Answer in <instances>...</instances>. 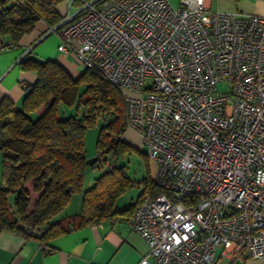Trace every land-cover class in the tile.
<instances>
[{
  "label": "built area",
  "instance_id": "obj_1",
  "mask_svg": "<svg viewBox=\"0 0 264 264\" xmlns=\"http://www.w3.org/2000/svg\"><path fill=\"white\" fill-rule=\"evenodd\" d=\"M49 33L123 91L158 165L163 192L126 218L149 247L138 264H219L220 248L264 261V16L92 0Z\"/></svg>",
  "mask_w": 264,
  "mask_h": 264
},
{
  "label": "trees",
  "instance_id": "obj_2",
  "mask_svg": "<svg viewBox=\"0 0 264 264\" xmlns=\"http://www.w3.org/2000/svg\"><path fill=\"white\" fill-rule=\"evenodd\" d=\"M63 1L0 0V39L9 38L12 45H17L40 21L49 28L58 25L66 16L58 10ZM84 1L92 0L73 3L80 6ZM20 68L34 72L36 80L24 87L21 108L8 96L0 100V233L45 243L85 225L129 216L138 204L163 192L153 179L144 178L138 200L126 209L116 210L117 200L135 184L123 167L115 165L83 191L88 165L84 155L87 127L99 117L109 118L99 133V158L107 155L115 159L132 148L121 139L127 128L123 91L98 68H87L73 76L55 59L30 56L20 60ZM60 103L68 107L79 103L82 117L59 118ZM43 106L44 111L37 114ZM32 113L38 117L32 118ZM75 193H82L80 211L62 214Z\"/></svg>",
  "mask_w": 264,
  "mask_h": 264
},
{
  "label": "crops",
  "instance_id": "obj_3",
  "mask_svg": "<svg viewBox=\"0 0 264 264\" xmlns=\"http://www.w3.org/2000/svg\"><path fill=\"white\" fill-rule=\"evenodd\" d=\"M169 1L179 4L180 0ZM70 2L71 0H64L58 5V10L67 14ZM206 5L212 11L264 16V0H206ZM50 36L48 25L40 21L17 45H12L9 38L0 39V100L8 96L16 105L22 104L24 87L36 80L34 72L20 68V60L27 56L41 60L55 59L70 73L76 64L78 71L83 72L84 68L75 56L58 49L59 37ZM44 108L45 106L41 107L37 114L42 113ZM95 178L89 180L86 188L83 185V191L93 184ZM139 188L142 189L143 185H139ZM124 194L117 200L116 210L128 208L139 197L125 199ZM80 209L79 197L78 203L73 206L71 200L62 214L78 213ZM126 218L127 215L116 216L97 224L85 225L45 243L38 239L2 232L0 264H138L144 258L150 259L148 244L139 233L132 230ZM217 255L219 264H264L261 259L224 253L223 248L218 250Z\"/></svg>",
  "mask_w": 264,
  "mask_h": 264
},
{
  "label": "rangeland",
  "instance_id": "obj_4",
  "mask_svg": "<svg viewBox=\"0 0 264 264\" xmlns=\"http://www.w3.org/2000/svg\"><path fill=\"white\" fill-rule=\"evenodd\" d=\"M171 4L173 6H177L178 4L174 1H171ZM78 8L77 4H74L71 2L69 4V7L67 9V14L72 13L75 9ZM53 36L58 35L56 33L51 34L50 38ZM73 65V69L71 71V74L73 76H77L80 70ZM219 88H224L223 85H220ZM83 87L81 88V91H83ZM79 103H77L74 106H66L62 103L58 105L57 111H58V117L59 118H67L70 116H78L82 117V107L78 106ZM18 108H21V105H16ZM32 118H37L38 115L36 113L31 114ZM109 118L103 119L102 117H99L97 122L92 125L87 127L86 132H85V151L84 155L87 159H90L94 156L98 155V148H97V141L99 137V133L101 128L106 124V121H108ZM124 137L128 140V142L132 145V148L125 153L124 155H121L117 158H113L107 155L100 156L98 159L99 161L94 162L92 165L95 167H92V165H87L86 169V174L84 177L83 185L84 188L87 187L89 180L94 179L95 176H99L100 172H103L112 165L118 166V167H123L125 175L128 176V178L133 181L135 184L134 186L130 187L127 189L126 193L124 194L125 199L130 198L131 196L133 198H137L141 192L143 191V188L140 189L139 185H142V181L144 178H155L157 172H158V165L157 163L148 156L147 154V147L142 145V139L140 134L131 129V128H126L123 133ZM2 163H1V154H0V187L2 186ZM80 197V202L82 200L81 198V193H75L72 196V205H76L78 203V198ZM10 202L13 204V198L14 194L10 195Z\"/></svg>",
  "mask_w": 264,
  "mask_h": 264
},
{
  "label": "water",
  "instance_id": "obj_5",
  "mask_svg": "<svg viewBox=\"0 0 264 264\" xmlns=\"http://www.w3.org/2000/svg\"><path fill=\"white\" fill-rule=\"evenodd\" d=\"M98 155L97 156H94V157H92V158H90V159H87L86 160V163L88 164V165H92L94 162H96L97 160H98Z\"/></svg>",
  "mask_w": 264,
  "mask_h": 264
}]
</instances>
